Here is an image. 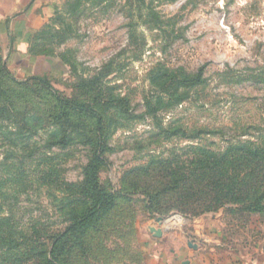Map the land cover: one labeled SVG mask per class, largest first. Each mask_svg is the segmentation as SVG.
I'll return each instance as SVG.
<instances>
[{
  "label": "rangeland",
  "instance_id": "1",
  "mask_svg": "<svg viewBox=\"0 0 264 264\" xmlns=\"http://www.w3.org/2000/svg\"><path fill=\"white\" fill-rule=\"evenodd\" d=\"M30 50V73L0 57V264H43L90 207L98 142L114 201L64 263L149 264V227L166 251L263 247L264 0H56Z\"/></svg>",
  "mask_w": 264,
  "mask_h": 264
},
{
  "label": "crops",
  "instance_id": "2",
  "mask_svg": "<svg viewBox=\"0 0 264 264\" xmlns=\"http://www.w3.org/2000/svg\"><path fill=\"white\" fill-rule=\"evenodd\" d=\"M55 2L56 0H0V57L5 63L23 70L27 68L26 71L30 73L29 67H32L34 60L30 52L33 33L53 12ZM153 228L161 232L160 227ZM162 229L161 237L153 236L158 242L148 241V245H153L156 247L155 250H158L149 264H182L185 261L187 264H264V245L251 256L221 260L211 249L188 245L190 242L188 239H191L187 237L184 238V248H168L167 254L166 249L162 247L166 230ZM168 235L169 240H172L179 236L180 232L176 230ZM194 244H198L197 241Z\"/></svg>",
  "mask_w": 264,
  "mask_h": 264
},
{
  "label": "trees",
  "instance_id": "3",
  "mask_svg": "<svg viewBox=\"0 0 264 264\" xmlns=\"http://www.w3.org/2000/svg\"><path fill=\"white\" fill-rule=\"evenodd\" d=\"M3 63L5 62L3 61ZM37 80L42 82L52 92L54 98L64 108H68L79 113H85L94 117L97 126L100 127L101 118L95 110L81 102L61 97L55 91V89H53L48 81L41 78H37ZM112 102L118 103L121 106H125L122 99L114 100ZM100 146L101 142H98L97 149L94 151L93 158L83 170L84 181L82 194L87 197H91L92 203L85 212L79 215H74L72 221L64 231L56 232L53 235L54 239L49 247V250L47 251V258H45L43 264H66L61 260V256L67 249L68 239L70 237H75L76 241L82 244V236L85 233V231L83 230L88 226L94 225V222L98 218V216L112 207L114 196L110 192L101 189L97 181V172L101 164L104 162V159L101 157V151L99 150ZM251 207L252 206H250V204L246 206L247 209H251Z\"/></svg>",
  "mask_w": 264,
  "mask_h": 264
},
{
  "label": "water",
  "instance_id": "4",
  "mask_svg": "<svg viewBox=\"0 0 264 264\" xmlns=\"http://www.w3.org/2000/svg\"><path fill=\"white\" fill-rule=\"evenodd\" d=\"M160 218L157 219V221H159ZM150 232L153 234L154 237H160L161 236V232L157 231L155 228L151 227L150 228ZM182 264H187V262H183Z\"/></svg>",
  "mask_w": 264,
  "mask_h": 264
}]
</instances>
